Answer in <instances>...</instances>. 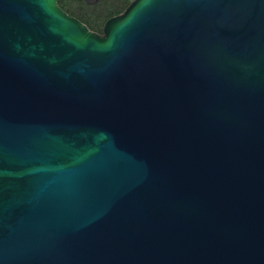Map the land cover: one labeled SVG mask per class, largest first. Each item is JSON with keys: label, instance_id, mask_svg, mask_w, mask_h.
<instances>
[{"label": "water", "instance_id": "1", "mask_svg": "<svg viewBox=\"0 0 264 264\" xmlns=\"http://www.w3.org/2000/svg\"><path fill=\"white\" fill-rule=\"evenodd\" d=\"M0 264H264V0H0Z\"/></svg>", "mask_w": 264, "mask_h": 264}, {"label": "trees", "instance_id": "2", "mask_svg": "<svg viewBox=\"0 0 264 264\" xmlns=\"http://www.w3.org/2000/svg\"><path fill=\"white\" fill-rule=\"evenodd\" d=\"M133 0H59L60 7L91 31L103 34L105 23L124 13Z\"/></svg>", "mask_w": 264, "mask_h": 264}]
</instances>
